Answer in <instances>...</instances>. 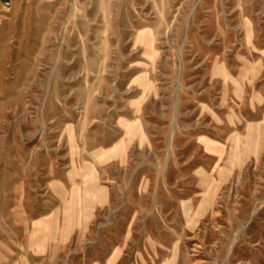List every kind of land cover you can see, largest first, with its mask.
Masks as SVG:
<instances>
[{
    "label": "rangeland",
    "instance_id": "1",
    "mask_svg": "<svg viewBox=\"0 0 264 264\" xmlns=\"http://www.w3.org/2000/svg\"><path fill=\"white\" fill-rule=\"evenodd\" d=\"M0 264H264V0H0Z\"/></svg>",
    "mask_w": 264,
    "mask_h": 264
},
{
    "label": "built area",
    "instance_id": "2",
    "mask_svg": "<svg viewBox=\"0 0 264 264\" xmlns=\"http://www.w3.org/2000/svg\"><path fill=\"white\" fill-rule=\"evenodd\" d=\"M2 3L7 6V5H10V3L12 2V0H1Z\"/></svg>",
    "mask_w": 264,
    "mask_h": 264
}]
</instances>
